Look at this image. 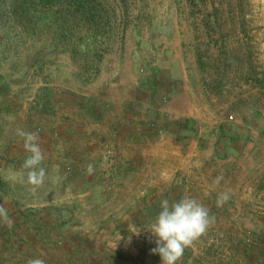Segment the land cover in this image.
I'll return each instance as SVG.
<instances>
[{"label": "rangeland", "instance_id": "1", "mask_svg": "<svg viewBox=\"0 0 264 264\" xmlns=\"http://www.w3.org/2000/svg\"><path fill=\"white\" fill-rule=\"evenodd\" d=\"M184 196L215 223L177 264H264V0H0V246L162 264L147 228Z\"/></svg>", "mask_w": 264, "mask_h": 264}, {"label": "clouds", "instance_id": "2", "mask_svg": "<svg viewBox=\"0 0 264 264\" xmlns=\"http://www.w3.org/2000/svg\"><path fill=\"white\" fill-rule=\"evenodd\" d=\"M16 135L23 140V148L28 153L21 165V169L26 172V184L35 191L42 186L46 176V169L42 166L45 156L39 143V134L17 129ZM87 171L91 174L93 165L89 164ZM222 179V176L216 177L214 184L218 185ZM229 199L228 191L219 193L217 207H222ZM0 222L9 227L12 225L7 209L2 205ZM214 223L215 217L210 215L208 208L192 197L184 196L172 203L164 199L161 201L160 212L147 228L156 238V247L151 251L153 254H159L162 264H177L185 249L191 247ZM26 264L46 262L41 258H30Z\"/></svg>", "mask_w": 264, "mask_h": 264}, {"label": "crops", "instance_id": "3", "mask_svg": "<svg viewBox=\"0 0 264 264\" xmlns=\"http://www.w3.org/2000/svg\"><path fill=\"white\" fill-rule=\"evenodd\" d=\"M21 244L22 243H20V245ZM23 246H27V244L23 243ZM23 246H18V243H15L14 241H6L3 243V245L0 246V264H17V262L22 263L24 260H26L28 256L25 253L26 248ZM15 250H17L16 255ZM13 256H16L17 259H13Z\"/></svg>", "mask_w": 264, "mask_h": 264}]
</instances>
